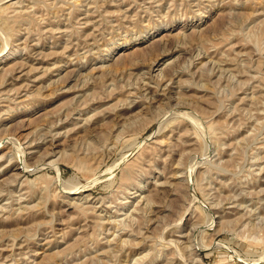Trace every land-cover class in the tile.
Returning <instances> with one entry per match:
<instances>
[{
	"label": "rangeland",
	"instance_id": "rangeland-1",
	"mask_svg": "<svg viewBox=\"0 0 264 264\" xmlns=\"http://www.w3.org/2000/svg\"><path fill=\"white\" fill-rule=\"evenodd\" d=\"M0 264H264V0H0Z\"/></svg>",
	"mask_w": 264,
	"mask_h": 264
},
{
	"label": "bare ground",
	"instance_id": "bare-ground-1",
	"mask_svg": "<svg viewBox=\"0 0 264 264\" xmlns=\"http://www.w3.org/2000/svg\"><path fill=\"white\" fill-rule=\"evenodd\" d=\"M75 190H77V189H75ZM75 190H74V191H75ZM78 190H81V187H80ZM80 193H81V192H80Z\"/></svg>",
	"mask_w": 264,
	"mask_h": 264
}]
</instances>
